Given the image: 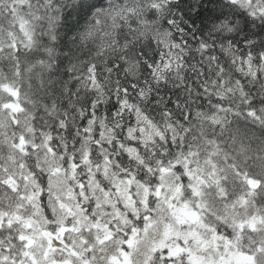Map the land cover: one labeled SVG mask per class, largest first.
Here are the masks:
<instances>
[{
	"label": "clouds",
	"instance_id": "9594fccd",
	"mask_svg": "<svg viewBox=\"0 0 264 264\" xmlns=\"http://www.w3.org/2000/svg\"><path fill=\"white\" fill-rule=\"evenodd\" d=\"M0 264H264V0H0Z\"/></svg>",
	"mask_w": 264,
	"mask_h": 264
}]
</instances>
